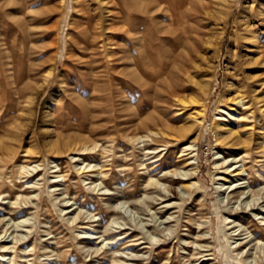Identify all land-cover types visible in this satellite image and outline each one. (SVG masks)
Returning <instances> with one entry per match:
<instances>
[{"label":"rangeland","instance_id":"1","mask_svg":"<svg viewBox=\"0 0 264 264\" xmlns=\"http://www.w3.org/2000/svg\"><path fill=\"white\" fill-rule=\"evenodd\" d=\"M262 3L0 0V264H264Z\"/></svg>","mask_w":264,"mask_h":264},{"label":"bare ground","instance_id":"2","mask_svg":"<svg viewBox=\"0 0 264 264\" xmlns=\"http://www.w3.org/2000/svg\"><path fill=\"white\" fill-rule=\"evenodd\" d=\"M262 4H264V3H262ZM261 6V5H260ZM143 11V10H142ZM257 15L259 16V12L257 13ZM263 21V20H262ZM257 36V35H256ZM263 44H262V42L261 41H254L253 42V47H254V49H253V53H252V56H254V55H256L258 52H260L261 53V50L260 49H263ZM252 47V48H253ZM262 54H264V53H262ZM257 58V57H256ZM264 59V58H263ZM248 65H250L249 67V69H248V72L249 73H252V74H248L247 76H245V79L244 80H241V81H239V83L243 86H247V87H249V88H251V89H253V96H254V98H256V99H260L263 95H264V60H262V61H259V60H257V59H255V61H254V59H250V60H248ZM258 62H260V64H261V66H259V67H256V66H253L254 64H259ZM247 65V66H248ZM260 71H261V73H260ZM254 73H260V74H255V75H257V76H253V74ZM240 88H242V87H240ZM259 88V89H258ZM243 89V88H242ZM237 91V90H236ZM252 91V90H251ZM244 92H246V87H245V90H244ZM248 92V91H247ZM247 94V93H246ZM236 95H237V93H236ZM235 95V96H236ZM249 94H247V96H248ZM235 98V101H237L238 103H242L243 104V106H245V103L243 102L244 101V98H241V94L240 95H237L236 97H234ZM248 98V97H247ZM247 100V99H246ZM255 101V100H254ZM236 102V103H237ZM246 102H248V100L246 101ZM256 102H258V100L256 101ZM252 103V102H251ZM250 103V104H251ZM264 104V103H263ZM257 105H259V104H257ZM246 107V106H245ZM249 107V106H248ZM248 107H246V108H248ZM262 107V106H261ZM249 109V108H248ZM246 110V109H245ZM261 111H262V108L260 109ZM264 110V109H263ZM249 111V110H248ZM250 112V111H249ZM251 113V112H250ZM221 119V118H220ZM221 120H223V119H221ZM226 126H227V124H226ZM216 127H217V129H218V131H220L221 129H223L224 127H225V124L223 123V122H217V125H216ZM228 127V126H227ZM229 128V127H228ZM176 130V129H175ZM188 130V129H187ZM229 130V129H228ZM232 132V131H231ZM231 132H230V134H231ZM187 133V132H186ZM238 133V132H237ZM186 136V135H185ZM224 139H226V138H224ZM241 140V139H240ZM219 141H220V138H218L217 137V139H216V142H218L219 143ZM220 143H222V142H220ZM227 143H229V140H228V142ZM236 143H237V140H236ZM236 143H235V145H236ZM240 143V142H239ZM224 144H226V143H224ZM68 145V144H67ZM71 145V144H70ZM228 146V145H227ZM231 146V145H230ZM1 161V160H0ZM226 162V161H225ZM225 162L223 163V165L225 164ZM4 166V165H3ZM222 167V166H221ZM32 170V169H31ZM35 170V169H34ZM28 172H30V171H28ZM226 172L227 173H229V174H232V175H234V176H236V175H240V174H242V170H239V167L237 168L234 164H231V165H229L227 168H226ZM2 176H3V174H2ZM2 181V182H1ZM1 183H0V197H2L1 196V193H3L2 192V188H3V186H5V184H4V178L3 179H1ZM18 182V181H17ZM194 183V182H193ZM17 184V183H16ZM19 184V183H18ZM191 185H193L192 184V182H191V184H188V185H186V186H184V187H187V188H189V187H191ZM14 186V185H13ZM19 186V185H18ZM6 188V187H5ZM246 194V192H244L243 191V193L241 194L242 196L243 195H245ZM253 196V195H252ZM242 198V197H241ZM260 199V198H259ZM252 201V200H251ZM249 203V202H248ZM256 203V202H255ZM246 204V203H245ZM252 203L250 202V204H248V207H249V205H251ZM253 205V204H252ZM251 205V206H252ZM247 208V207H246ZM248 209V208H247ZM251 241V240H250ZM256 244H258V245H262L263 247H264V243L261 241V240H259V239H257V243Z\"/></svg>","mask_w":264,"mask_h":264}]
</instances>
